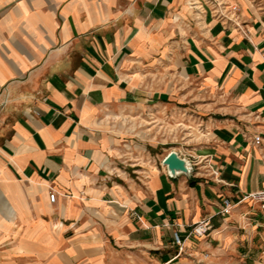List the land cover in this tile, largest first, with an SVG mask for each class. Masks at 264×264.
<instances>
[{
  "label": "crops",
  "instance_id": "obj_1",
  "mask_svg": "<svg viewBox=\"0 0 264 264\" xmlns=\"http://www.w3.org/2000/svg\"><path fill=\"white\" fill-rule=\"evenodd\" d=\"M187 102L191 180L127 161ZM263 190L264 0H0V264H213Z\"/></svg>",
  "mask_w": 264,
  "mask_h": 264
},
{
  "label": "rangeland",
  "instance_id": "obj_2",
  "mask_svg": "<svg viewBox=\"0 0 264 264\" xmlns=\"http://www.w3.org/2000/svg\"><path fill=\"white\" fill-rule=\"evenodd\" d=\"M179 106L183 109L186 108V114L181 115L182 120L180 123L182 124L180 127H177V121H173L172 118L168 119L164 124L168 126L167 124L169 123L170 129L167 130L165 136H163L164 132L161 131V126L151 130L144 120H140L136 131L132 133L136 138L130 136L131 138L129 139L135 143H133L131 148L127 149V161L142 163L145 157H150L155 167H161L162 160L170 148L192 149L193 143L199 141L194 139H199L207 134L205 124L210 116L203 115L202 117H197L194 113L193 103L190 102L180 104ZM199 123H203L202 127H199ZM246 203L249 210H252L253 207L261 209L257 202L249 200ZM251 229V227L243 228L242 235L244 237H241L242 239L238 240V243L229 248L228 254H219L216 262L213 264H264V228H261V235L251 233ZM206 233L202 235H206ZM204 256V260L199 262V264H210L208 261L209 254H204ZM174 260L175 258L171 262Z\"/></svg>",
  "mask_w": 264,
  "mask_h": 264
},
{
  "label": "built area",
  "instance_id": "obj_3",
  "mask_svg": "<svg viewBox=\"0 0 264 264\" xmlns=\"http://www.w3.org/2000/svg\"><path fill=\"white\" fill-rule=\"evenodd\" d=\"M234 10H236V8H234ZM255 141H256V143L259 144L260 137H256ZM56 198H57L56 193L51 192L49 194V199L52 203H55ZM249 200L259 203L261 210L264 211V190L257 192V193L250 194V195H246V196L242 197V199H240L238 201V203H242V202L249 201ZM233 206H234V204H232V201L230 199H225L224 208L221 211V214H225V213L229 212L233 208ZM209 228H210V222L209 221H202L193 229V233L196 235H202V234H205L206 231L209 230ZM193 233H191V234H193ZM173 242L175 245H177L180 248V251H181L184 239L182 238V236L178 232H176L174 234Z\"/></svg>",
  "mask_w": 264,
  "mask_h": 264
},
{
  "label": "water",
  "instance_id": "obj_4",
  "mask_svg": "<svg viewBox=\"0 0 264 264\" xmlns=\"http://www.w3.org/2000/svg\"><path fill=\"white\" fill-rule=\"evenodd\" d=\"M162 166L166 168L167 175L170 179L176 180L184 176L188 180L192 179L194 165L188 158L182 157L177 151H170L162 160Z\"/></svg>",
  "mask_w": 264,
  "mask_h": 264
}]
</instances>
